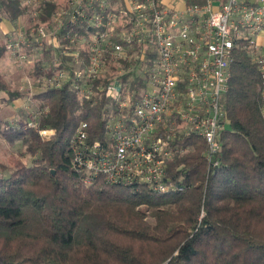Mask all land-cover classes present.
<instances>
[{
	"label": "trees",
	"instance_id": "obj_1",
	"mask_svg": "<svg viewBox=\"0 0 264 264\" xmlns=\"http://www.w3.org/2000/svg\"><path fill=\"white\" fill-rule=\"evenodd\" d=\"M58 7L48 2L41 19ZM29 11L20 0H0V21L16 24L25 17L30 23ZM6 50L0 41V54ZM55 51L36 57L33 79L70 68L71 59L60 53L55 59ZM109 78H96L88 99L74 89L72 76L45 85L33 96L39 116L32 128L23 116L13 123L0 118V136L21 139L32 157L30 165L13 157L14 169L0 168V264H264V119L257 64L236 49L221 99L228 122L219 135L220 165H208L203 140L186 138V152L167 163L177 189L164 194L101 179L84 185L72 166L70 139L80 121L88 123L90 140L107 138L111 106L100 87ZM0 89L9 101L20 95L1 76ZM41 129L54 133L43 139Z\"/></svg>",
	"mask_w": 264,
	"mask_h": 264
},
{
	"label": "built area",
	"instance_id": "obj_2",
	"mask_svg": "<svg viewBox=\"0 0 264 264\" xmlns=\"http://www.w3.org/2000/svg\"><path fill=\"white\" fill-rule=\"evenodd\" d=\"M20 2L29 7L32 23L24 30L18 20L6 32L7 49L24 61L29 55L23 47L32 46V64L49 50H57L55 59L57 53L71 59L70 68L33 80L42 90L72 76L74 89L88 99L92 82L110 75L100 87L111 106L107 138L90 140L82 120L70 139L72 166L84 185L101 179L145 185L158 194L175 191L167 163L186 152L183 142L190 136L204 141L206 162L218 167L219 135L228 122L221 99L238 48L257 64L264 119V0ZM48 2L59 7L43 20ZM48 133L54 131H40Z\"/></svg>",
	"mask_w": 264,
	"mask_h": 264
},
{
	"label": "rangeland",
	"instance_id": "obj_3",
	"mask_svg": "<svg viewBox=\"0 0 264 264\" xmlns=\"http://www.w3.org/2000/svg\"><path fill=\"white\" fill-rule=\"evenodd\" d=\"M23 20H21V24L23 25L24 30H27L29 27V22L26 20V18H22ZM5 41V39H4ZM29 57L27 60H18L10 51H9V56L10 58H8V60L6 59L5 61H7L8 63H2L5 68H9V69H18L19 72L21 73L20 76L18 77V81L16 83V86L18 85V87L21 89L20 92L23 95V98H21V100L19 102H21V105L23 107V109L25 111H31L29 114H24L22 112V115L24 118L27 117V123H26V127L27 128H32L35 126L36 124V120L38 118L39 115H37L36 118L33 117L34 113L38 112L35 111L37 108V101L34 99V95L40 91H42V85L35 83V81H33L34 79L32 78V46L29 47ZM38 57H41V55H38ZM8 66V67H7ZM25 97V100H24ZM32 97V98H31ZM24 100V101H23ZM32 102H31V101ZM32 106V108H31ZM4 114V113H2ZM8 114V113H7ZM39 114V112H38ZM29 123H31V125H29ZM33 123V125H32ZM41 130H45V129H41ZM39 130V135L43 138V139H48L50 138V136L53 134H47V135H41ZM16 158L18 159L21 163H23L24 165H30L32 163V157L26 152V150L24 149V146L22 144V140L21 139H15L13 141L7 140L4 137L0 136V168L5 167V169L8 171L10 169H14L13 166V162H12V158ZM140 208L147 213V215L149 214V211L147 210V207L145 205L140 206ZM204 212L202 210L201 215H203ZM145 219H148V216H146Z\"/></svg>",
	"mask_w": 264,
	"mask_h": 264
},
{
	"label": "crops",
	"instance_id": "obj_4",
	"mask_svg": "<svg viewBox=\"0 0 264 264\" xmlns=\"http://www.w3.org/2000/svg\"><path fill=\"white\" fill-rule=\"evenodd\" d=\"M21 20L23 19H19V22H21ZM17 25L18 22L14 24L13 22L7 19H2L0 21V41L5 42L4 39L6 38V32L17 27ZM8 58H10V56H9V50L7 49L4 54H0V76L3 78L4 82L6 83L10 91L17 92L20 95L17 98H14L12 101H9L7 91L0 89V118L5 121L13 123L23 116L22 115L23 111L24 114L25 113L29 114L31 111L29 112L25 111L23 109L24 106L22 107L21 102H19L21 98H23V95L20 92L21 89L18 87V85L16 86V83L21 73L19 72L18 69H9L2 66L3 65L2 63L5 62L8 63L7 61H5L6 59L8 60Z\"/></svg>",
	"mask_w": 264,
	"mask_h": 264
}]
</instances>
